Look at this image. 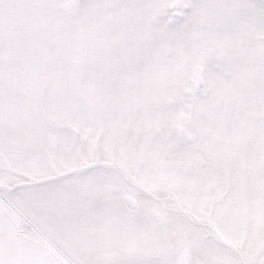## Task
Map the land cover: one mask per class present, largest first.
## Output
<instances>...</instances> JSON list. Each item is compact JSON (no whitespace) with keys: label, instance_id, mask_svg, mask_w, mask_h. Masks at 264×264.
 <instances>
[{"label":"snow or ice","instance_id":"6c2138e0","mask_svg":"<svg viewBox=\"0 0 264 264\" xmlns=\"http://www.w3.org/2000/svg\"><path fill=\"white\" fill-rule=\"evenodd\" d=\"M0 264H264V0H0Z\"/></svg>","mask_w":264,"mask_h":264}]
</instances>
